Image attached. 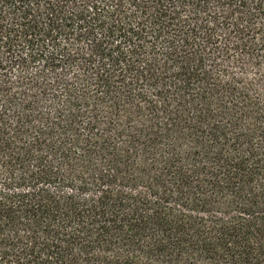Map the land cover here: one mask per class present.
<instances>
[{
    "label": "trees",
    "instance_id": "16d2710c",
    "mask_svg": "<svg viewBox=\"0 0 264 264\" xmlns=\"http://www.w3.org/2000/svg\"><path fill=\"white\" fill-rule=\"evenodd\" d=\"M0 264H264V0H0Z\"/></svg>",
    "mask_w": 264,
    "mask_h": 264
}]
</instances>
